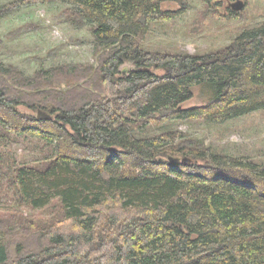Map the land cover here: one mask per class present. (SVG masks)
<instances>
[{
  "label": "trees",
  "instance_id": "16d2710c",
  "mask_svg": "<svg viewBox=\"0 0 264 264\" xmlns=\"http://www.w3.org/2000/svg\"><path fill=\"white\" fill-rule=\"evenodd\" d=\"M56 1L69 5L71 26L91 25L102 52L93 67L31 79L0 63V136L48 150L30 165L0 158L11 191V210L0 212V264H264V166L176 133L136 135L173 120L222 123L264 110V20L219 51L164 54L142 48L150 25L180 16L191 0L15 6ZM166 2L179 8L162 10ZM14 78L28 95L7 83ZM197 87L208 100L184 108ZM41 110L48 118L38 120Z\"/></svg>",
  "mask_w": 264,
  "mask_h": 264
},
{
  "label": "rangeland",
  "instance_id": "374dc122",
  "mask_svg": "<svg viewBox=\"0 0 264 264\" xmlns=\"http://www.w3.org/2000/svg\"><path fill=\"white\" fill-rule=\"evenodd\" d=\"M19 0H0V7L9 6L0 18V63L4 68L33 78L40 71L86 69L97 64L102 49L98 48L90 33L89 24L77 28L71 26L63 16L69 7L61 2L34 3L15 6ZM237 0H191L183 14L169 21L150 25L142 48L148 52L164 54H190L203 56L224 49L245 30L259 26L264 20V0H241L245 5L241 11L230 14ZM173 2L161 5L162 10H177ZM124 70L133 65L123 64ZM17 78L8 80L15 91L29 93L20 86ZM59 88H56L58 90ZM61 89H65L61 85ZM207 91L201 87L183 107L194 108L205 104ZM21 111L29 110L19 107ZM145 134L151 137L162 133L180 134L182 143L201 146L211 152L228 156H243L264 166V110L254 111L222 123L204 120L169 121L163 125H151ZM42 142L32 138L10 139L0 136V158L8 156L16 164L30 165L47 155ZM11 191L5 179L0 178V212L11 210ZM29 215L48 217L50 211H32ZM24 217L28 216L23 212Z\"/></svg>",
  "mask_w": 264,
  "mask_h": 264
},
{
  "label": "water",
  "instance_id": "95a60500",
  "mask_svg": "<svg viewBox=\"0 0 264 264\" xmlns=\"http://www.w3.org/2000/svg\"><path fill=\"white\" fill-rule=\"evenodd\" d=\"M243 7H244V3L241 0H237L234 4H232L231 9H232L233 12L237 13V12L241 11ZM37 118H38V120L46 119V118H48V115L43 113L42 110H41V111L37 112ZM169 161L170 162H176L177 160L170 158ZM182 162L185 163L186 160L183 159Z\"/></svg>",
  "mask_w": 264,
  "mask_h": 264
}]
</instances>
